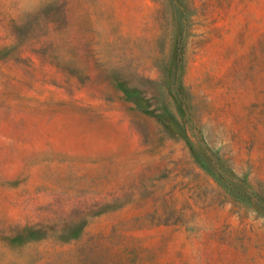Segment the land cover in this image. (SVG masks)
<instances>
[{"label":"rangeland","instance_id":"obj_1","mask_svg":"<svg viewBox=\"0 0 264 264\" xmlns=\"http://www.w3.org/2000/svg\"><path fill=\"white\" fill-rule=\"evenodd\" d=\"M0 264H264V0L0 4Z\"/></svg>","mask_w":264,"mask_h":264},{"label":"clouds","instance_id":"obj_2","mask_svg":"<svg viewBox=\"0 0 264 264\" xmlns=\"http://www.w3.org/2000/svg\"><path fill=\"white\" fill-rule=\"evenodd\" d=\"M4 3H8L10 6L12 3V0H0V4H4ZM15 3H16L17 8H22L24 5V0H15Z\"/></svg>","mask_w":264,"mask_h":264}]
</instances>
